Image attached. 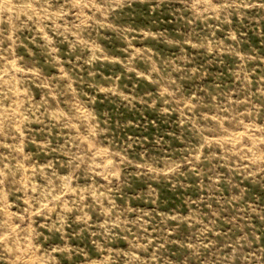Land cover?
I'll use <instances>...</instances> for the list:
<instances>
[{
    "label": "rangeland",
    "instance_id": "1",
    "mask_svg": "<svg viewBox=\"0 0 264 264\" xmlns=\"http://www.w3.org/2000/svg\"><path fill=\"white\" fill-rule=\"evenodd\" d=\"M0 264H264V0H0Z\"/></svg>",
    "mask_w": 264,
    "mask_h": 264
},
{
    "label": "bare ground",
    "instance_id": "2",
    "mask_svg": "<svg viewBox=\"0 0 264 264\" xmlns=\"http://www.w3.org/2000/svg\"><path fill=\"white\" fill-rule=\"evenodd\" d=\"M8 4H9V2H8ZM8 6V5H7Z\"/></svg>",
    "mask_w": 264,
    "mask_h": 264
}]
</instances>
